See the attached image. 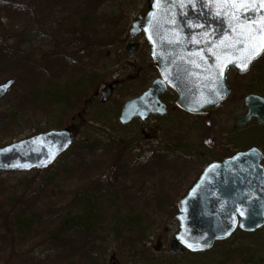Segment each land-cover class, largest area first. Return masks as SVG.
<instances>
[{
	"label": "rangeland",
	"instance_id": "374dc122",
	"mask_svg": "<svg viewBox=\"0 0 264 264\" xmlns=\"http://www.w3.org/2000/svg\"><path fill=\"white\" fill-rule=\"evenodd\" d=\"M26 1L0 0L1 24L5 26L8 20H15L14 29L0 31V84L12 72L17 81L0 103V135L13 126L9 134L0 136V148L47 131L67 128L74 134V148L86 146L88 153H83L84 156L92 157L89 150L95 154L90 160V164L96 163L93 168L106 164V170L96 172L91 183V187L95 185L94 189L104 187L100 190L105 197L100 201L102 208L139 203L144 214L155 219L144 235L145 248L139 245L133 252H123L112 233L106 236L102 244L106 264H238L240 261L243 264H264V228L255 236L237 232L226 244L217 243L212 251L194 258L187 253L174 255L175 258L169 254L170 243L179 229L173 216L177 205L171 207V201L177 195H185L202 170L212 162L254 146L264 153V132L256 120L243 128L237 126V121L246 113L245 97L253 93L255 81L262 82L264 78V56L245 76L234 70L228 71L226 83L231 87V98L208 118L184 116L174 106L176 96L168 92L164 96L168 107L166 117H151L145 122L134 120L127 126H121L118 119L123 103L142 94L159 77L154 69L149 68V46L143 35L133 40L140 44L136 55L129 56L125 51L131 41L128 37L131 24L145 12L151 0H101L93 13H97V19L101 20L100 32L103 35L96 46L98 49L91 52H79L78 35L72 37L67 33L68 23L76 17L74 1L70 5V0L69 4L66 0H31L28 3L30 9L28 6L25 9ZM23 16L29 17L25 24ZM3 44L19 55L23 54L29 61H36L35 65L32 64L37 70L46 60L50 69L55 64L65 68L62 62L52 58L60 48L65 52L64 60H68L66 65L74 66L73 71L80 66L87 75L97 78L92 84L103 82L98 93L112 81L117 82V89L105 104H101L98 97H89L88 103H93L87 104L84 114L76 109L61 115V126L57 127L60 109L57 116L54 113L46 116L44 112H37V108L29 110L27 91L33 80L39 85V76L34 71L36 76L24 82L21 76L27 77L26 72L33 70L31 67L8 66L3 60ZM41 83L44 84L43 80ZM77 88L74 86L73 89ZM70 151L48 170L38 174L32 172L35 174L33 177L29 173L0 174V201L6 204L4 207L15 203L21 207L7 208L12 210L6 214V221L3 220L6 225L0 223V264H31L33 258L41 260L37 257L50 244L49 239L41 235L49 234L51 211L65 209L71 218L84 211L87 200L84 195L75 194L83 185L78 187L75 168L72 167L77 158L70 157ZM154 152V159L149 162L143 160ZM61 159L66 160L68 166L56 174L55 168ZM19 198L25 202L30 198L36 208L23 214L21 209L25 205L24 201L17 202ZM159 201H162L163 208L158 211L155 205ZM19 221L32 224L30 234L23 235V226L18 229ZM236 249L244 253L242 260L239 261V254L233 256L234 259L224 258L226 253ZM72 250L68 248L66 253L73 259L75 253Z\"/></svg>",
	"mask_w": 264,
	"mask_h": 264
},
{
	"label": "water",
	"instance_id": "95a60500",
	"mask_svg": "<svg viewBox=\"0 0 264 264\" xmlns=\"http://www.w3.org/2000/svg\"><path fill=\"white\" fill-rule=\"evenodd\" d=\"M216 11L213 0H159V4L153 0L149 11L134 21L130 37L144 33L160 78L154 80L141 96L123 105L119 119L122 125L131 123L134 118L145 121L150 115H166L160 96L168 87L178 96L176 107L195 116L210 115L229 98L226 71L232 67L239 73H248L251 64L264 51L251 62L248 70L241 71L229 63L223 78H219L217 57L209 49L220 44L226 36L231 39L232 33L227 17L217 16ZM137 48V44H130L126 51L133 55ZM213 51L218 50L213 48ZM219 51L232 55L231 49ZM222 58L226 57L222 55ZM15 83L10 80L0 85V101ZM114 89L115 84L111 83L103 90L101 101L105 103ZM244 104L247 113L238 126L243 127L253 117L264 126V98L252 95ZM71 145L68 130H58L6 146L0 149V172L47 169ZM262 160V154L255 148L203 170L177 204L175 220L179 232L170 245L171 254H183L185 249L191 253L205 252L213 248L215 241L230 238L237 228L253 233L264 225Z\"/></svg>",
	"mask_w": 264,
	"mask_h": 264
},
{
	"label": "trees",
	"instance_id": "16d2710c",
	"mask_svg": "<svg viewBox=\"0 0 264 264\" xmlns=\"http://www.w3.org/2000/svg\"><path fill=\"white\" fill-rule=\"evenodd\" d=\"M73 1L75 3L74 13L76 14V21L74 24H72L75 19L70 20L68 23L69 27L67 28V33L72 37L78 35L79 52H91L94 48H96L98 41H100L99 39H101L103 35L100 32L101 20L97 19V13H93V10L96 8V6L102 2L101 0H70V2L69 0H66V2H69L70 5L74 4ZM29 2H31V0L26 1V4L23 6L25 9L27 6H30L28 5ZM77 4L78 6H76ZM19 7L20 6H17V8ZM24 17L25 16H23V18ZM27 20L29 21V17H25L23 23L25 24ZM7 22V25L3 26L1 24L0 18L1 32L14 29L13 26L15 20L10 19ZM81 48L83 49L81 50ZM57 49L58 50L53 53L52 58L56 59L58 63L62 62L65 68H63L61 65L55 64L54 67L50 69L47 66L48 61L46 60L42 64V67L37 70L34 66L36 61H29L26 56L23 54L19 55V52L16 53L8 45L3 44L1 51L5 54V58L3 60H5V63L8 66L14 65L17 67H31L33 71L26 72L27 77L25 75L21 76L23 77L21 79L24 82L25 80H32V78H34L36 75L39 76V85L37 81L33 80L32 87H30L27 91L29 93V97L26 101L28 108L29 110H35V108H37V112H44L46 116L52 113H54L55 116L59 115L60 117L56 123L58 124L57 127H60L61 123L59 121L61 115H67L68 112L74 111L76 109H78L77 111L79 113L84 114L87 104L89 105V103H93L92 101H89L88 103L87 99L89 97L92 99L96 98L99 85L103 82L96 83V85L92 84L97 78L94 75H87V72L85 70L83 71L80 66L77 71H73V65H66L68 60H64L66 58L65 54H63L64 51L60 48ZM46 57L48 58L49 56ZM66 67L68 69H66ZM149 68L154 69L152 65L149 66ZM6 70H8V68ZM34 71L36 75L34 74ZM17 77H20L19 73H17ZM12 78H15L13 72L8 73L7 79ZM42 80L44 82L43 85L41 83ZM255 82V87H253L251 91L263 97L264 78L262 82ZM74 86L78 87L77 90L73 89ZM38 93L41 95V97L38 95ZM39 99H43V101H39ZM49 104L50 106L47 107ZM59 109L61 114H57V110ZM12 129L13 126L10 127V130L7 132L4 127L3 131H5L1 132L4 134L0 136L9 134ZM262 130L264 132V129ZM85 147L86 146H81V148L72 147L74 149L71 148L69 154L70 157L77 158L75 159V163L72 165V167L75 168L78 187L79 185L83 186L82 188L79 187V190L76 191L75 194L77 196L84 195L83 198L87 200V203L84 204V211L82 214L71 218L69 216V212L67 213V210L62 209L61 211H56L53 209L54 211H51L49 216V234L41 235L43 238L45 237L46 239H49L50 244L40 253V256L37 257L38 259L41 258V260L33 258L31 264H106L103 257L104 248L102 244L105 242L104 239L106 236L111 233L114 236V240H117L120 244L121 250L123 252L125 250H130V252H133L135 248L139 247V245L142 246V248H145V241H143L145 240L144 235L149 231V227L155 222V219H153V217H147V215L144 214L143 207L140 206L139 203H132L131 205L127 206L124 204L116 205L115 207L105 206V209L102 208V202L100 201L105 197H103L104 195L101 194L100 190L104 189V187L98 186V189H94L93 186L95 185L91 187V183L94 180L93 175L96 172L105 171L107 166L105 163H102L103 165H100L98 169L93 168L96 163L90 164V160L93 158V156H95V154L89 150V154H91L92 157L90 155L84 156L83 153H88V151H85ZM222 159L219 161H222ZM149 161L150 160H148V162ZM67 166L68 163L66 160L63 161V159H61L59 165L55 168L56 174H59ZM71 170L72 168L70 171ZM29 174H32V177L35 176L33 173ZM49 184L50 182L47 183V186ZM92 194L94 195V200L91 197ZM183 196L184 195H177V197L171 201V207H174L173 204H176ZM29 199L30 198H28L25 202L22 200V198H19L17 201H24L25 207L21 209L23 214H27L31 212L29 210L36 208L34 201ZM138 202H141V199H139ZM5 205L6 204L0 201V223L2 225L7 219V217L5 218L6 214L12 210L7 208H14L17 203L10 207H4ZM162 205V201H159V203L155 205V209L159 211L161 208H163ZM17 207L21 208L20 204H18ZM3 220H5L4 223ZM19 220L22 221L21 219ZM20 221L18 222V229L23 226V235L30 234V228L32 227V224L30 222L29 224H26L25 222L21 223ZM14 227H16V224ZM37 230L38 229L36 228L34 229L35 232H37ZM248 235L255 236L256 234ZM74 242L75 244H73ZM1 244L2 240H0V246ZM72 245H74L73 250ZM68 248H70L75 253L73 259L70 258L66 253ZM238 254L241 257L239 261L245 257L243 252L236 249L229 252V254L226 253L224 258L234 259L233 256ZM199 255L201 254H189L188 256L194 258ZM171 258H175V256H172ZM238 264L243 263L240 261Z\"/></svg>",
	"mask_w": 264,
	"mask_h": 264
},
{
	"label": "snow or ice",
	"instance_id": "6c2138e0",
	"mask_svg": "<svg viewBox=\"0 0 264 264\" xmlns=\"http://www.w3.org/2000/svg\"><path fill=\"white\" fill-rule=\"evenodd\" d=\"M213 2L217 8L215 14L227 17L232 33L231 39L226 36L220 44L213 45L218 51L209 49V52L217 57V76L222 79L224 69L229 63L236 65L241 71H246L260 52L264 51V0H213ZM223 49H231L232 55L222 54L219 50ZM236 53L239 55H235ZM222 55L226 58H222ZM240 214L243 215V211ZM188 247L195 250L192 244H188Z\"/></svg>",
	"mask_w": 264,
	"mask_h": 264
}]
</instances>
